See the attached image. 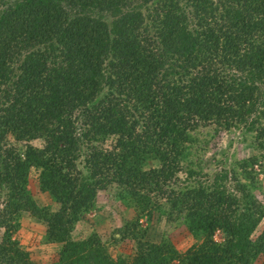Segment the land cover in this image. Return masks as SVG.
<instances>
[{
    "label": "trees",
    "instance_id": "1",
    "mask_svg": "<svg viewBox=\"0 0 264 264\" xmlns=\"http://www.w3.org/2000/svg\"><path fill=\"white\" fill-rule=\"evenodd\" d=\"M207 127L263 152L210 176ZM263 171L264 0H0V264H42L14 237L25 214L49 264H264ZM100 192L132 216L106 241ZM162 218L188 249L150 238Z\"/></svg>",
    "mask_w": 264,
    "mask_h": 264
},
{
    "label": "rangeland",
    "instance_id": "2",
    "mask_svg": "<svg viewBox=\"0 0 264 264\" xmlns=\"http://www.w3.org/2000/svg\"><path fill=\"white\" fill-rule=\"evenodd\" d=\"M202 131L204 133L210 134L206 137V140L208 141V149L205 152H200L196 157L201 160L203 172L210 176L220 169L225 168L228 170L234 161L249 158L251 156H257L263 152H260L255 147H253L251 143L252 138L250 136H246L243 133L242 127L234 128L229 133L221 130L215 135L211 127L202 129ZM10 143H14V141L11 139ZM33 144L40 146L41 142L35 141ZM110 144L111 141L108 140L105 143V146H109ZM150 163L151 165L155 164L154 162ZM257 170L258 169H256V171ZM258 177L264 188V171L263 173L260 172ZM37 178V172L32 170L29 178V190L38 203L44 204L47 203L48 199L43 193L40 192ZM259 198L261 200L263 199L262 196ZM98 205V207L102 209L100 211H94L90 213L89 217L87 218L88 220L89 218L90 220H95L97 218L93 229L101 237L102 241H106L111 236L110 234L112 228L120 225L126 220H129L132 218V216H130V213H124L123 207L115 202L111 198V195H109L107 192H100ZM1 207L2 206L0 204V209ZM139 220L141 222L140 225H146L147 217L142 216ZM20 223L21 228L14 235V237L18 239L21 245L30 252L31 258L35 262L42 264H49L55 261L59 247L52 244L42 243L41 237L44 234V227L38 223H35L26 214L22 216ZM90 225L92 226L91 222H86L83 225H77L76 230L73 233L74 238L82 239L88 236L91 232ZM151 226L150 238L152 240L158 242L161 239V235H163L164 232H168L172 237V242L180 252L188 249L193 243V240L190 236L182 235L181 229L171 227L166 223L164 218L160 219L159 221L154 219ZM262 226H264V220L260 224V227L257 231L258 233L260 232L259 230ZM2 234L3 229L0 227V239ZM256 235L257 233L254 235V237H256ZM214 239L216 241H221L222 237L220 232H216L214 234Z\"/></svg>",
    "mask_w": 264,
    "mask_h": 264
},
{
    "label": "crops",
    "instance_id": "3",
    "mask_svg": "<svg viewBox=\"0 0 264 264\" xmlns=\"http://www.w3.org/2000/svg\"><path fill=\"white\" fill-rule=\"evenodd\" d=\"M121 225V224H120ZM120 225L116 226V227H119ZM22 226H23V223H22ZM113 229V228H112Z\"/></svg>",
    "mask_w": 264,
    "mask_h": 264
},
{
    "label": "clouds",
    "instance_id": "4",
    "mask_svg": "<svg viewBox=\"0 0 264 264\" xmlns=\"http://www.w3.org/2000/svg\"><path fill=\"white\" fill-rule=\"evenodd\" d=\"M139 223H141L140 220H139Z\"/></svg>",
    "mask_w": 264,
    "mask_h": 264
}]
</instances>
